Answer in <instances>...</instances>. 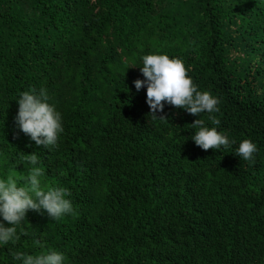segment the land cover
<instances>
[{"label": "trees", "instance_id": "obj_1", "mask_svg": "<svg viewBox=\"0 0 264 264\" xmlns=\"http://www.w3.org/2000/svg\"><path fill=\"white\" fill-rule=\"evenodd\" d=\"M149 54L182 59L220 111L165 103L168 120H152L134 83ZM32 88L61 113L55 146L17 122ZM209 115L235 144H195L189 125L216 127ZM245 139L252 161L236 155ZM33 153L42 186L68 189L77 214L30 210L0 264H22L17 251H59L64 264H264V0H0V178L26 177Z\"/></svg>", "mask_w": 264, "mask_h": 264}, {"label": "clouds", "instance_id": "obj_2", "mask_svg": "<svg viewBox=\"0 0 264 264\" xmlns=\"http://www.w3.org/2000/svg\"><path fill=\"white\" fill-rule=\"evenodd\" d=\"M142 59L141 72L146 79H138L134 83L137 90L145 85L147 87V103L151 109L149 116L152 120H168L165 116L157 115L158 110L163 113L165 103L177 109H184L193 116L220 111L219 98L208 91L198 90V86L188 76V69L182 59L170 58L166 54H149ZM49 99L46 89L37 91L32 88L22 92L18 100L17 122L20 129L38 146H55L64 131L61 113L48 102ZM208 118L216 127L205 126L203 119H197L189 125L198 129L192 137L197 146L208 151L218 150L221 146L227 149L236 143L235 140L230 141L225 133L218 131L220 119L215 115H209ZM257 151L256 144L250 139H245L240 143L236 155L244 161H252ZM22 158L33 165L26 177L21 175L20 180L14 175H9L6 179L0 178V216L3 221L12 225L5 227L4 223L0 222V245L15 243L20 239L16 226L26 219L30 210H44L54 220L68 214H77L72 201L67 198L71 195L68 189L42 186L41 177L45 173L44 169L35 166L38 163L37 155L25 154ZM12 255L22 264H64L65 260V256L59 251L39 255H26L17 251Z\"/></svg>", "mask_w": 264, "mask_h": 264}]
</instances>
